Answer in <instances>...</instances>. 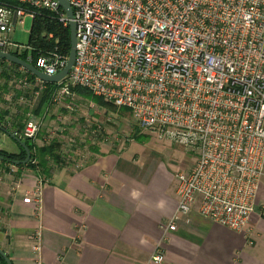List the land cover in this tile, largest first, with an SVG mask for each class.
Listing matches in <instances>:
<instances>
[{
  "label": "built area",
  "instance_id": "obj_1",
  "mask_svg": "<svg viewBox=\"0 0 264 264\" xmlns=\"http://www.w3.org/2000/svg\"><path fill=\"white\" fill-rule=\"evenodd\" d=\"M67 1L75 24V59L55 83L52 101L71 96L73 86L86 88L128 109L141 131L194 156L188 170L175 175L177 204L163 230H175L196 206L199 216L246 231L257 205L264 214V0ZM18 2L53 12L68 25L56 0ZM24 16L32 18L34 12L0 0V51H29L10 38ZM30 60L27 53L25 61ZM66 60L67 54L53 52L32 65L54 75ZM9 66L8 75L10 70L18 74L22 93L44 88L39 78ZM40 125L30 109L23 127L11 135L36 144ZM39 196L35 188L22 201L38 205ZM39 249L38 243L32 246ZM162 260L157 249L149 264Z\"/></svg>",
  "mask_w": 264,
  "mask_h": 264
},
{
  "label": "crops",
  "instance_id": "obj_2",
  "mask_svg": "<svg viewBox=\"0 0 264 264\" xmlns=\"http://www.w3.org/2000/svg\"><path fill=\"white\" fill-rule=\"evenodd\" d=\"M8 104L0 97V149L9 141L15 147L9 152L17 153L10 133L20 122ZM129 142L114 148L101 142L78 167L53 166L44 180L0 161V250L11 264H149L157 249L160 264H264L259 205L244 232L199 216L196 206L175 230H163L177 204L175 175L190 164ZM35 188L39 204L23 202Z\"/></svg>",
  "mask_w": 264,
  "mask_h": 264
},
{
  "label": "rangeland",
  "instance_id": "obj_3",
  "mask_svg": "<svg viewBox=\"0 0 264 264\" xmlns=\"http://www.w3.org/2000/svg\"><path fill=\"white\" fill-rule=\"evenodd\" d=\"M31 23V17L24 16L22 25L17 23L10 32V37L15 42L26 45ZM2 70L4 72H1ZM0 72L2 73L0 97L1 99L7 97L11 101L7 112L15 115L20 123H24V114L31 109L41 122L35 143L38 145L36 141L39 138L41 140L39 145L55 141L56 150L63 155L64 160L61 162L63 165L65 160L71 164L77 162V159L81 162L86 161L92 147L98 146L101 142L108 148H114L119 144L126 145L128 141L131 146L145 143L147 149L163 157L169 155L179 166L191 164L194 159V156L180 145L170 143V146H166L168 141L158 139L156 136L148 139L146 135L151 133L141 131L129 110L124 107L103 104L74 92L71 96L59 98L57 102L52 101L51 92L47 100L38 107L42 90L37 93L29 90L22 93L16 87L17 73L10 70L9 76V68L6 65L0 66ZM6 75L8 79L5 78ZM17 91L20 92L19 96H15ZM9 140L13 142L11 138ZM8 142L2 148L8 151L15 149ZM49 163L54 165L51 160Z\"/></svg>",
  "mask_w": 264,
  "mask_h": 264
},
{
  "label": "trees",
  "instance_id": "obj_4",
  "mask_svg": "<svg viewBox=\"0 0 264 264\" xmlns=\"http://www.w3.org/2000/svg\"><path fill=\"white\" fill-rule=\"evenodd\" d=\"M2 1L12 6L25 8L26 10H32L34 12V16L31 18L32 23L29 29L28 40L26 43V45L29 46V51H24L20 54L15 53L18 57L26 60V55L28 53L31 59L30 62L34 64L35 59L40 55L51 54L53 52H59L64 55H68L70 48L68 26H64L55 13L49 12L45 9H34L27 7L19 3L18 0ZM0 64H8L13 66V68L18 67L17 65L7 63L2 59H0ZM1 72L4 71L2 70ZM1 72L0 74H2ZM27 75L30 79L34 78V76L30 73H27ZM5 78L8 79L9 77L6 75ZM55 86V83L44 82V88L42 89L41 97L37 105L38 107L47 100L49 94L52 92ZM71 90L74 93L86 95L93 101L96 100L103 104L114 106L111 103L104 101L101 97L92 95L86 88L73 86L71 87ZM19 94L20 92L17 91L15 96H19ZM3 114L4 113H2V115ZM2 127L5 128L4 126H2V123L0 121V128ZM22 127L23 124L19 123L16 128L21 129ZM22 141L27 146L30 152V159L26 163L20 162L25 158L24 150L20 146L19 152L17 153L0 149V161L9 163L11 165H14L15 167L28 168L32 170L40 180H44L50 175L53 166H59L60 164H62L61 155L56 150L57 143L55 141L40 146L27 139H23ZM50 160L54 165H51L49 163ZM0 259L2 261V264H6L1 256Z\"/></svg>",
  "mask_w": 264,
  "mask_h": 264
},
{
  "label": "water",
  "instance_id": "obj_5",
  "mask_svg": "<svg viewBox=\"0 0 264 264\" xmlns=\"http://www.w3.org/2000/svg\"><path fill=\"white\" fill-rule=\"evenodd\" d=\"M56 1L58 2L61 9L64 11L66 17L69 19L67 26H68V30H69V36H70V48H69V52L67 55V60H66L65 65L63 66V68L60 71H58L54 75H46V74L42 73L41 71H39L32 64L21 59L20 57L14 55L12 53H9V52L0 51V59L5 60L11 64H14V65L21 67L22 69H24L25 71H27L31 75H33V76L39 78L41 81L47 82V83H57L58 81L63 79L66 76V74L68 73V71L71 68V66L74 62V59H75V43H76L75 24L71 20V18H72L71 7H70L67 0H56ZM10 136H12L11 133H10ZM13 139L20 145V147H22V149L24 150V153H25V158L23 160H21L20 162L26 163L30 158L29 149L27 148V146L24 144L23 141L15 138V137H13ZM0 256L5 261L6 264H11L9 258L1 250H0Z\"/></svg>",
  "mask_w": 264,
  "mask_h": 264
}]
</instances>
